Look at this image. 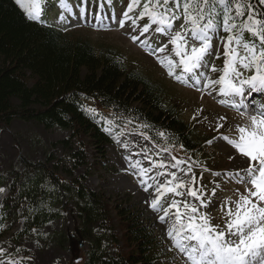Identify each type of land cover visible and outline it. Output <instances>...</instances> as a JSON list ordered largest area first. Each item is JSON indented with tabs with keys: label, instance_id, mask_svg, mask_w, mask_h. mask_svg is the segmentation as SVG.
<instances>
[{
	"label": "trees",
	"instance_id": "16d2710c",
	"mask_svg": "<svg viewBox=\"0 0 264 264\" xmlns=\"http://www.w3.org/2000/svg\"><path fill=\"white\" fill-rule=\"evenodd\" d=\"M53 4L43 0L41 13ZM42 14L30 21L16 0H0V131L20 122L68 135L53 145L61 157L22 158L11 181L0 177V229L8 235L20 224L15 240L69 212L87 242L82 264H155L161 244L132 203L90 190L87 175L76 171H92L91 151L102 164L114 139L111 124L135 127L154 146L186 157L203 135L182 119L166 79L151 77L122 50L48 25Z\"/></svg>",
	"mask_w": 264,
	"mask_h": 264
},
{
	"label": "snow or ice",
	"instance_id": "6c2138e0",
	"mask_svg": "<svg viewBox=\"0 0 264 264\" xmlns=\"http://www.w3.org/2000/svg\"><path fill=\"white\" fill-rule=\"evenodd\" d=\"M108 2L110 4L111 0ZM16 3L27 19L40 21L43 0H16ZM58 3L59 7L67 10L66 0H58ZM137 8L140 9L138 15H130ZM145 18L148 22L139 28L140 35L151 29L167 36L168 43L172 45L171 51L178 58L177 61L171 56L158 57V63L167 68L170 76H174L175 69L180 68L181 75L175 76L177 80L187 75L195 78L196 84L200 85L202 78L203 86L197 90L218 91L221 96L228 97L230 106L237 110L244 107L245 89L264 92V0H257L256 4L252 0H143L142 4L141 0H129L127 11L123 12V18H119L117 23L123 28L126 21H131L136 28L138 21ZM181 19L183 23L176 30L175 22ZM218 29L226 33L221 38L225 59L219 77L211 79L198 70L207 66L206 60ZM246 33L250 39L245 38ZM139 39V36L132 37L134 43ZM141 43L150 48L147 41ZM166 47H159V52H165ZM150 54H153L151 49ZM211 70L217 71L215 66ZM247 71L252 74L244 76L243 73ZM220 102L226 103L224 100ZM248 120V125L235 129L236 138L220 137L248 162L246 169L230 175L250 186L246 187L244 193L238 194L237 200L229 198L223 201L222 227L214 225L208 212L202 211L211 206L212 200L204 196L202 186L196 187L194 175L186 181L175 172H157L158 176H170L171 179L157 185L150 207L156 212L163 210L164 215L159 217L162 223L169 217L167 235L173 247L186 258V264H264V107L257 109L255 114L249 113ZM219 127L221 125L218 124ZM145 157L151 162L147 152ZM172 160L175 161L170 165L172 168L184 163L176 157H172ZM139 163L136 161L130 167L137 168ZM166 166L163 161L152 164V168L156 169ZM149 171L151 169L139 168L142 177ZM191 172L192 166L189 165L184 175L189 176ZM141 183L145 181L141 180ZM144 190L148 191V188ZM169 193L173 197L186 195L199 203L175 198L168 203L164 198ZM215 195L214 188L212 196ZM171 209H175V212L170 215ZM0 255L4 253L0 251ZM0 264L19 262L8 260Z\"/></svg>",
	"mask_w": 264,
	"mask_h": 264
},
{
	"label": "rangeland",
	"instance_id": "374dc122",
	"mask_svg": "<svg viewBox=\"0 0 264 264\" xmlns=\"http://www.w3.org/2000/svg\"><path fill=\"white\" fill-rule=\"evenodd\" d=\"M83 1L84 0H82V2ZM88 1L89 0H86L85 3H88ZM79 2L80 0H66L68 5L67 10L59 7L58 3V6L56 5L55 8H50L47 13L54 19H56V17H63L62 22L77 26L83 21L81 19L85 20L84 23H90L88 22L86 12L89 11V20H98L101 24L100 27H102L103 24L104 26L101 29L99 28L92 31L74 32L73 35L83 39L87 38L96 45L105 44L116 50H122L130 56L132 55L134 58L129 57V60L134 61L135 59L138 64L147 68V73L153 78H155L156 75L161 78L163 76L165 79L169 78L167 68L158 63V57L163 56H171L174 60H178L171 51L172 46H167L163 53L159 52V47H162L160 46L162 42L168 41L167 36L159 34L153 35L151 34V29L148 33L141 36L139 28L147 23L144 20H139L136 28L133 27L131 21H126L125 27L121 28L117 20L124 6L116 8L117 13L114 16H103L101 13V15L98 16L100 19H94V12L89 10V6H87L86 11L81 15L79 14ZM92 2H94V0H92ZM102 12H105V10ZM138 12V10L134 11L130 13V15H138ZM177 21L179 24L180 21L183 20ZM133 36H139L140 39L134 43L132 40ZM216 37L215 35L211 51L214 50L217 52L218 56L224 61L223 46L221 41H215ZM142 41H153L158 45L155 50V55L149 56L144 52L141 48V45H143L141 43ZM210 65L211 61L207 63V66ZM215 68L217 71L220 70L217 64ZM250 73V71H247L244 72L243 75L248 76ZM163 87L165 91L169 89L165 84ZM245 92L246 95L243 98H245L247 110H244V108H240L239 110L234 109L230 106L231 103L222 104L220 101L223 100L224 97L212 95L206 89L200 91L176 86L172 95L181 105L183 116L188 121H195L199 122L200 125H204L210 123V118L218 119L220 122L214 124L215 127L219 124L221 125L220 128H225L221 136H228L234 139L237 136L235 129L238 126L248 125V114H255L257 110V108L253 106L248 107L253 100V93L254 96L262 93L252 92L248 89H245ZM238 99L239 98L236 100ZM228 101L231 102L229 98ZM221 136L216 137L212 141L211 148L214 151L211 153L216 159L212 161L213 166L208 167V169L213 168L215 170H220L221 173H219V175H213L207 170L205 178L207 181L214 183L223 182L225 186L221 188L219 194L216 193L215 197L212 196V192L205 195L206 198L212 200V204L208 209H202V211L208 212L212 217V223L214 225H217V221H220L219 224L222 227L224 223L222 211L223 201L229 198L235 201V199L238 198V194L244 193L246 187L250 186H246L234 178H226L225 175L227 174H233L242 169H246L248 162L246 158L236 153L228 143L220 139ZM66 137V133L58 129L45 131L35 124H23L20 122H15L9 131H0V177H3L7 182L11 181L14 176V174L12 175V171L14 169H20L19 162L21 158L33 163L43 162L46 153H49L51 148L53 149L54 143ZM145 152H147V156L151 159V162L145 157ZM52 153H56L59 157L63 155L62 152H59L57 149L55 151L53 149ZM91 157L94 158V156ZM172 157L183 160L184 163L178 168H172L170 165L175 163ZM108 161V165L106 164L107 170H93L94 173L87 180L86 186L91 190L101 189L113 199L118 198L119 201L129 200L132 203L134 210L142 216L148 228L151 229L156 236L158 235L174 254V258H170V256L166 254L161 256L156 264H186V258L173 247L172 241L167 235L170 224L169 217H166L165 222L162 223L159 217L164 215L163 210L156 212L150 207L151 201L155 198V189L157 185L166 179H171L170 176H158L157 172H175L178 177L186 181L190 179L192 172L189 176L184 175V171L191 165L185 155L177 150L169 152L156 149L140 133L129 128H122L117 130L115 144L108 149ZM136 161L140 162L139 166L137 168L130 167V164H135ZM161 161L167 165L164 169L152 168L153 163ZM90 163H92V161ZM139 168L151 169V171L142 177L139 174ZM114 170L118 171V174H114ZM84 174V170L77 173V175ZM153 177H155V179H153ZM141 180L145 181V183H141ZM145 187L148 188V191L144 190ZM0 189L3 190L4 186L0 185ZM172 198L199 203L186 195L183 197H173L171 193L167 194L164 199L170 203ZM174 212L175 209H171L170 215ZM76 230H78V225L75 217L68 215L42 229L37 236L23 238L19 246L30 253L26 257L17 256L15 254L17 248L14 243L1 240L0 238V251L4 253V255H0V262L14 260L18 261L19 264H73L75 262L74 260L78 259L82 247L78 248L76 244V248L72 254L67 237L68 235L74 236L77 241V237L74 235ZM44 236H46V239H44ZM82 245H84L83 241Z\"/></svg>",
	"mask_w": 264,
	"mask_h": 264
}]
</instances>
